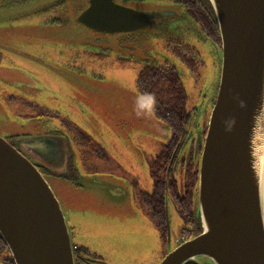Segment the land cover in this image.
<instances>
[{
    "label": "rangeland",
    "instance_id": "obj_1",
    "mask_svg": "<svg viewBox=\"0 0 264 264\" xmlns=\"http://www.w3.org/2000/svg\"><path fill=\"white\" fill-rule=\"evenodd\" d=\"M115 1L141 12L174 14L146 30L102 34L77 22L83 0L67 12L61 27L46 23L51 15L40 9L47 0H0V129L18 133L24 124L21 117L28 110L12 103L18 95L51 102L52 108L66 103L57 108L61 118L87 135L90 144L72 145L79 177L44 178L61 205L72 245L104 264H160L169 252L148 221L139 193L151 191L150 161L171 129L153 109L136 114V80L146 64L173 67L184 84L187 108L202 126L219 85L221 41L209 39L171 0ZM176 42L198 53L194 70L171 51ZM52 123L68 132L59 119ZM168 203L175 247L183 242L176 235L181 219ZM1 255L11 257L8 248Z\"/></svg>",
    "mask_w": 264,
    "mask_h": 264
},
{
    "label": "water",
    "instance_id": "obj_2",
    "mask_svg": "<svg viewBox=\"0 0 264 264\" xmlns=\"http://www.w3.org/2000/svg\"><path fill=\"white\" fill-rule=\"evenodd\" d=\"M209 2L221 69L199 169L201 232L160 264H264V0ZM89 3L77 22L98 33L142 31L173 15L141 12L114 0ZM46 140L29 139L28 147L48 154ZM0 237L14 264H75L66 219L50 185L1 136Z\"/></svg>",
    "mask_w": 264,
    "mask_h": 264
},
{
    "label": "flooded vegetation",
    "instance_id": "obj_3",
    "mask_svg": "<svg viewBox=\"0 0 264 264\" xmlns=\"http://www.w3.org/2000/svg\"><path fill=\"white\" fill-rule=\"evenodd\" d=\"M47 1H49L48 5L40 9L44 15H51V17L46 20V23L49 25H58L59 27H61V25H63L65 21V16H67V12L74 7L73 5L76 6L80 0H47ZM83 1L85 3V7L79 9L80 14L85 12L90 5L89 0H83ZM120 1H125V0H120ZM130 1H136V0H130ZM171 1L182 5L176 0H171ZM115 2L117 3V1ZM187 13L189 12L187 11ZM54 46H51L48 50H50ZM181 46H186V44L182 42L174 43V45L171 47V51L173 52L174 55H175L174 50ZM35 48H39L38 52L42 50L41 49L42 47L40 45L35 46ZM164 64H167V62H165ZM146 65H155V64H146ZM2 76H7V75L3 74ZM137 80H136V88H137ZM138 92L140 93L139 90ZM217 92H218V87L216 90L215 97L213 98L212 101L211 110L214 106L213 103L216 100ZM47 94L50 95L49 93ZM34 97L35 96H32L31 98ZM12 103L21 106L22 109L24 108L28 110L26 111L28 113L24 114L23 117H21V119L23 120L22 123L24 124L21 125V128L19 129L18 133H14V131H8L5 129L1 130L2 129L1 128L0 136L8 144H10L16 151H18L21 155H23L30 162H32V164L37 168V170L43 176L46 174L48 175L51 174L59 178H67V179L68 178L75 179V177L76 178L79 177L80 172L79 170L76 169V167L72 162V159L75 157L76 154L74 149L72 148V145L76 141L90 144V138L87 135H85L83 132H81L78 127H76L75 125L69 122L67 123L66 120H63L61 118V114L57 111V108L61 106L64 107L66 103L56 105L55 108H52L50 105L51 102L49 103L44 102L40 104L37 101H30L28 99L22 98L20 97V95H18L17 100H13ZM187 110L189 111L190 115H192V121L190 122V125L187 128L186 132L184 131V134H182L178 138L176 144L173 145L169 163L166 169L164 170V172H162V177L164 178V182L166 183V191L163 193L164 225H159L160 219L158 216L154 218L152 217V212L149 210V205L144 198L150 195L154 189L153 186L154 179L152 178L151 170H150V175L152 178L151 191L139 193V197L144 207L147 210V216L149 218L148 221L156 229L158 233L157 235L161 239V243L163 244L164 247H166V254L171 250L175 249L183 242L187 241L188 239H192L193 237L197 236L200 232L199 231L200 226L194 214V204L196 199L200 162L203 153L204 140L206 137L210 112L207 114V120L204 121L202 126H199V124L195 121L196 119L195 116L193 115V112L190 111L188 108ZM53 119H59L60 121L64 122L66 124L65 126L68 132L60 130L56 126H54V124L52 123ZM172 135L173 132L171 129L170 138L166 143L172 141ZM42 137L47 138L46 144L42 145V147L45 146L47 147V149L49 150V151L47 150L48 154H46L45 150L41 149V147L36 149L35 151H32L28 147L29 139H36ZM173 184L175 190L171 191V187L173 186ZM142 195H144V197ZM168 202L172 203L178 216L181 219L180 224L176 228V235H177V239H181L183 240V242L181 241L175 247L174 246L171 247L172 220L170 221L169 218ZM187 202H191L190 210L192 211V213L189 212L187 214L182 215L180 212L182 211V207L185 206L189 210ZM73 250H74L75 264H104V262L100 261L95 257L94 253L91 255L89 254L90 256L89 257L87 255L88 252L84 253L80 251L79 247L76 245L73 246ZM1 254L2 251L0 253L1 264H7V256L6 255L3 256Z\"/></svg>",
    "mask_w": 264,
    "mask_h": 264
},
{
    "label": "trees",
    "instance_id": "obj_4",
    "mask_svg": "<svg viewBox=\"0 0 264 264\" xmlns=\"http://www.w3.org/2000/svg\"><path fill=\"white\" fill-rule=\"evenodd\" d=\"M181 3L190 15L199 23L202 31L211 40L219 43V33L216 18L209 0H176ZM175 55L191 70L198 65V53L188 45L181 46L174 50ZM137 88L140 93H153L156 103L153 107L154 116L162 123H166L172 129V141L164 144L160 152L151 160L150 170L154 179V189L150 195L144 197L152 212V217H159L160 224L164 225L163 193L166 191V183L162 177V172L166 169L173 145L178 138L186 132L192 121V115L187 110L188 96L180 78L179 73L173 68L164 65H145L138 74ZM215 102V101H214ZM214 104V103H213ZM191 119V120H190ZM186 128V129H185ZM174 184L171 191H174ZM143 194V193H142ZM197 198V195H196ZM188 208L182 207L181 214H187L190 210L191 202H187ZM194 214L200 226V219L196 209V199L194 204ZM199 232V233H200ZM7 247L0 237V253ZM1 264V261H0ZM7 264H14L13 259L7 256ZM194 264V263H191Z\"/></svg>",
    "mask_w": 264,
    "mask_h": 264
},
{
    "label": "clouds",
    "instance_id": "obj_5",
    "mask_svg": "<svg viewBox=\"0 0 264 264\" xmlns=\"http://www.w3.org/2000/svg\"><path fill=\"white\" fill-rule=\"evenodd\" d=\"M156 103V99L153 93L143 92L137 95L134 101V110L137 115L150 112ZM231 130V129H229Z\"/></svg>",
    "mask_w": 264,
    "mask_h": 264
},
{
    "label": "bare ground",
    "instance_id": "obj_6",
    "mask_svg": "<svg viewBox=\"0 0 264 264\" xmlns=\"http://www.w3.org/2000/svg\"><path fill=\"white\" fill-rule=\"evenodd\" d=\"M262 168H264V157L261 158Z\"/></svg>",
    "mask_w": 264,
    "mask_h": 264
}]
</instances>
